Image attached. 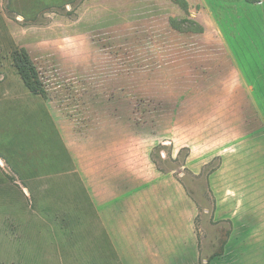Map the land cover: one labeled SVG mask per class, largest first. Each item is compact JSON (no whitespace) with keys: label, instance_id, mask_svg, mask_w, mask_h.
<instances>
[{"label":"rangeland","instance_id":"rangeland-1","mask_svg":"<svg viewBox=\"0 0 264 264\" xmlns=\"http://www.w3.org/2000/svg\"><path fill=\"white\" fill-rule=\"evenodd\" d=\"M246 1L0 0V264H102L82 178L95 138L170 136L182 151L215 138L223 151L253 132L264 202V111L245 85L264 110V20ZM25 59L37 91L18 69ZM218 164L185 178L201 214Z\"/></svg>","mask_w":264,"mask_h":264},{"label":"crops","instance_id":"crops-1","mask_svg":"<svg viewBox=\"0 0 264 264\" xmlns=\"http://www.w3.org/2000/svg\"><path fill=\"white\" fill-rule=\"evenodd\" d=\"M244 3L260 6L249 11L261 12L264 20V0ZM245 85L254 111H264L252 97L255 86ZM173 126L171 123V130ZM238 126L235 122V128ZM252 137L250 132L223 151L215 149V138L198 146L187 145L183 151L176 147L177 138L170 136L124 137L117 142L95 138L82 178L93 214L88 223L95 229L90 241L97 249L101 245L106 250L102 264L107 252L114 257L111 264H264V243L257 247L259 230L264 240V202L258 204V164L253 161V146L259 139ZM243 146L248 147L250 156L246 168L239 150ZM206 149L210 150L207 154ZM157 150L162 160L179 163V170H161L155 163ZM217 159L218 166L205 178L210 201L203 209L207 223L203 220L200 234L201 210L185 178L202 180L207 167ZM259 189L264 196V185Z\"/></svg>","mask_w":264,"mask_h":264},{"label":"trees","instance_id":"trees-1","mask_svg":"<svg viewBox=\"0 0 264 264\" xmlns=\"http://www.w3.org/2000/svg\"><path fill=\"white\" fill-rule=\"evenodd\" d=\"M261 1L262 0H247V2L250 4L259 3ZM18 69L27 86L33 89L34 91H37V88L39 87H37V75L35 74L34 68L30 65V62L26 59L22 62H18Z\"/></svg>","mask_w":264,"mask_h":264}]
</instances>
